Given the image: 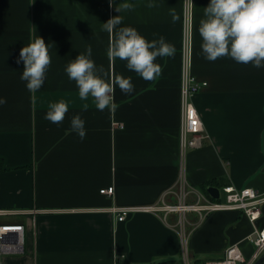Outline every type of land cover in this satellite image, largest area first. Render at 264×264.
<instances>
[{
    "label": "crops",
    "instance_id": "obj_1",
    "mask_svg": "<svg viewBox=\"0 0 264 264\" xmlns=\"http://www.w3.org/2000/svg\"><path fill=\"white\" fill-rule=\"evenodd\" d=\"M132 2L135 7L121 13L122 25L148 40L163 35L175 46L173 56L156 58L162 74L155 81L109 59L110 37L101 23L119 15L110 0H0V96L6 98L0 105V210L21 212L0 221L25 222L29 238L24 254L4 256L2 264H184L175 213L140 211L118 221L111 208L155 204L178 180L186 10L192 73L207 82L193 99L208 138L186 156L191 200L194 191L212 198L209 186L264 192V68L229 57L204 59L198 26L208 0H155L151 8L145 0ZM38 35L51 44V64L41 89L29 93L19 78L23 62L16 60ZM88 45L105 79L132 77L133 93L114 87V111L97 109L91 97L81 100L64 71ZM59 100L69 110L58 126L44 114ZM76 113L85 120L83 140L70 128ZM111 186L113 194L100 192ZM176 199L172 192L165 200ZM188 218L195 223L188 244L193 264L222 258L230 244L249 257L254 228L264 227V213L256 225L235 210Z\"/></svg>",
    "mask_w": 264,
    "mask_h": 264
},
{
    "label": "clouds",
    "instance_id": "obj_2",
    "mask_svg": "<svg viewBox=\"0 0 264 264\" xmlns=\"http://www.w3.org/2000/svg\"><path fill=\"white\" fill-rule=\"evenodd\" d=\"M151 8L155 0H145ZM116 4L119 15L110 17L101 23L102 30L109 34L107 55L109 59L119 58L126 61V67L144 80L155 81L162 74V65L157 57H171L175 46L163 35L148 40L135 27L122 25L124 10H132V0H110V6ZM203 17L198 26L201 37L200 49L204 59L215 61L219 57H229L237 63L251 64L253 68H264V0H208L203 9ZM173 21L178 16L173 13ZM115 31L114 38L112 36ZM155 35V34H154ZM51 44H46L37 36L21 49L16 63L23 62L20 80L25 82L29 93L41 89L51 64ZM92 47L88 45L83 52L71 59L64 67L69 80H74L81 100L92 98L99 110L114 111L118 104L114 101V87L123 93L131 94L135 90L131 76L116 74L113 78L103 76V66L97 65L92 57ZM6 98L0 96V105ZM64 100L51 103L44 119L59 124L68 112ZM70 128L81 140L86 135L85 120L79 113L70 119Z\"/></svg>",
    "mask_w": 264,
    "mask_h": 264
},
{
    "label": "built area",
    "instance_id": "obj_3",
    "mask_svg": "<svg viewBox=\"0 0 264 264\" xmlns=\"http://www.w3.org/2000/svg\"><path fill=\"white\" fill-rule=\"evenodd\" d=\"M185 15H187V28L185 26L181 56V125L179 131L180 165L178 180L161 197V200L155 204L114 207L111 209L113 213L117 214L118 221L125 220L126 216L130 213L140 211L154 214L162 212L164 217L170 213H175L178 216L175 228L179 236L182 263L193 264L191 262V252L188 244L189 232L195 223L188 218V215L190 213H197L201 220L205 214L213 211L235 210L244 214L253 225H256L264 212V192L259 191L257 188L247 186L242 187V189H237L232 185H227L221 188L219 199H212L205 194L194 191V198L191 200V191L186 188V183L188 182L186 175V156L188 152L201 148L203 142L208 138L204 130L202 117H200L193 99L196 93L207 86V82L198 80L196 75L192 73L191 30L187 10ZM113 191V186L100 190L101 193L106 195L113 194ZM172 192L176 193L177 199L175 202H167L165 199ZM17 213L20 214L21 212L0 210V217ZM27 230V224L23 221L17 219L0 221V264H2V260L6 255L24 254ZM254 232L256 236L251 239L254 248L249 257H245L241 247L237 244H230L225 249L222 258L204 261L200 264H256L261 257H263V260L259 264H264V227L259 228L255 226Z\"/></svg>",
    "mask_w": 264,
    "mask_h": 264
},
{
    "label": "water",
    "instance_id": "obj_4",
    "mask_svg": "<svg viewBox=\"0 0 264 264\" xmlns=\"http://www.w3.org/2000/svg\"><path fill=\"white\" fill-rule=\"evenodd\" d=\"M206 189H207L208 194L212 198H215V199H219L220 198V189H218L217 187L209 186V187H206ZM262 260H263V257L259 258L258 262L256 264H259L260 262H262Z\"/></svg>",
    "mask_w": 264,
    "mask_h": 264
},
{
    "label": "trees",
    "instance_id": "obj_5",
    "mask_svg": "<svg viewBox=\"0 0 264 264\" xmlns=\"http://www.w3.org/2000/svg\"><path fill=\"white\" fill-rule=\"evenodd\" d=\"M213 184H215V185H218L219 183L217 182V181H214V182H212ZM212 183H210V184H212ZM203 189H204V187H203ZM204 192H206L205 190H204ZM263 210H264V208H263ZM264 213V212H263ZM199 264V263H198Z\"/></svg>",
    "mask_w": 264,
    "mask_h": 264
},
{
    "label": "rangeland",
    "instance_id": "obj_6",
    "mask_svg": "<svg viewBox=\"0 0 264 264\" xmlns=\"http://www.w3.org/2000/svg\"><path fill=\"white\" fill-rule=\"evenodd\" d=\"M26 238H27L26 242H27V244H28V240H29V238H28V233L26 234ZM6 256H10V255H6Z\"/></svg>",
    "mask_w": 264,
    "mask_h": 264
}]
</instances>
